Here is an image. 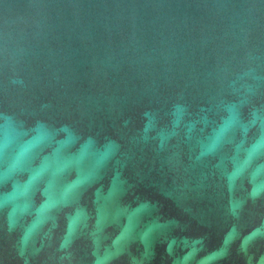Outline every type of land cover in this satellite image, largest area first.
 Segmentation results:
<instances>
[{
	"label": "water",
	"instance_id": "1",
	"mask_svg": "<svg viewBox=\"0 0 264 264\" xmlns=\"http://www.w3.org/2000/svg\"><path fill=\"white\" fill-rule=\"evenodd\" d=\"M0 264H264V0H0Z\"/></svg>",
	"mask_w": 264,
	"mask_h": 264
}]
</instances>
